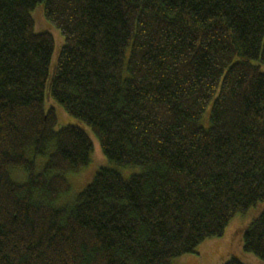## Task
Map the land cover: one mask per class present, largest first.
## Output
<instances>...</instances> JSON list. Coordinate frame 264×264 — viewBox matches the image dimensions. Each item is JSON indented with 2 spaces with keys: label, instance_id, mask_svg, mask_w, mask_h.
Wrapping results in <instances>:
<instances>
[{
  "label": "trees",
  "instance_id": "16d2710c",
  "mask_svg": "<svg viewBox=\"0 0 264 264\" xmlns=\"http://www.w3.org/2000/svg\"><path fill=\"white\" fill-rule=\"evenodd\" d=\"M40 4L66 40L52 96L142 168H102L66 205L93 142L47 108ZM263 67L264 0H0V264H173L222 236L264 202ZM244 249L264 260V211Z\"/></svg>",
  "mask_w": 264,
  "mask_h": 264
},
{
  "label": "rangeland",
  "instance_id": "374dc122",
  "mask_svg": "<svg viewBox=\"0 0 264 264\" xmlns=\"http://www.w3.org/2000/svg\"><path fill=\"white\" fill-rule=\"evenodd\" d=\"M32 16L35 21V31L38 33H50L55 41L54 53L50 65V76L46 90V103L47 108L54 109L58 116L57 129L68 125H79L87 132L93 142L90 164L82 168L79 172L66 174L71 189L58 200L60 205H66L75 201L76 196L92 183L97 172L102 168L117 169L126 179L141 173L142 168L138 166L124 167L109 161L92 129L84 122L69 115L63 106L54 99L50 91V83L61 49L65 45L66 40L61 31L46 19L44 4L38 5L35 10H33ZM262 69L264 71V67ZM206 112H210V107H208ZM16 174L19 180H23L24 177L22 173ZM263 211L264 202H260L247 212L236 214L226 227L222 236L207 239L198 246L195 253L178 257L174 260L173 264H224L233 257L238 258L245 264H264L263 259L244 249L245 230Z\"/></svg>",
  "mask_w": 264,
  "mask_h": 264
}]
</instances>
